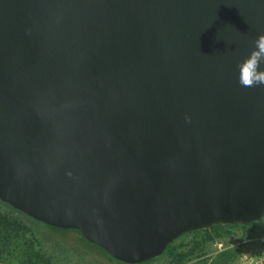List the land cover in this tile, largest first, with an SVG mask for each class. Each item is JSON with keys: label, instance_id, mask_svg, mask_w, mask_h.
<instances>
[{"label": "water", "instance_id": "1", "mask_svg": "<svg viewBox=\"0 0 264 264\" xmlns=\"http://www.w3.org/2000/svg\"><path fill=\"white\" fill-rule=\"evenodd\" d=\"M261 34L264 0H0V201L125 264L262 220Z\"/></svg>", "mask_w": 264, "mask_h": 264}, {"label": "rangeland", "instance_id": "2", "mask_svg": "<svg viewBox=\"0 0 264 264\" xmlns=\"http://www.w3.org/2000/svg\"><path fill=\"white\" fill-rule=\"evenodd\" d=\"M29 226L42 239L36 241L28 232H11L5 241L0 242V264H47L44 258L46 254L51 255L53 260L58 258V252L51 243L62 248L73 262L80 260L83 264H122L111 260L107 253L88 243L76 231L51 230L35 222ZM263 234L264 218L252 225L238 227L232 235L214 238L207 244L199 243V239L192 236L180 239L177 244L183 242L185 247L179 252V264H259ZM176 262L173 256H160L161 264Z\"/></svg>", "mask_w": 264, "mask_h": 264}, {"label": "trees", "instance_id": "3", "mask_svg": "<svg viewBox=\"0 0 264 264\" xmlns=\"http://www.w3.org/2000/svg\"><path fill=\"white\" fill-rule=\"evenodd\" d=\"M31 222H35L38 225H42V226L47 227L51 230H57L58 229V228H53V227L47 226V225L40 223L38 221H35L32 218L21 213L20 211L12 208L10 205L0 201V242L2 240L5 241L11 232L12 233L13 232L14 233L28 232V233H31L33 237H35L36 241H38L39 239L41 240L42 239L40 237L41 235L37 234L35 231L33 232L32 229L30 228L29 225H31ZM254 223H256V222H254ZM252 224L253 223H251L250 225H252ZM238 227L243 228L244 226H240V225H237V226L218 225V226H213L208 230L195 231V232L183 235V236L179 237L178 239L174 240L173 242H171L166 247V250L164 251L163 254L167 255L169 257L173 256L175 259H177L176 264H179L180 263V260H178L179 252L181 249H183L185 247V243H183V242L177 244V242L180 239L184 240V238L192 236V237L198 238L199 243L203 242V243L207 244L208 242L212 241V239H214V238H220L223 236L232 235L233 230L238 228ZM58 230L64 231V232L76 231V230H70V229H58ZM76 232H78V231H76ZM81 237L84 240H86L88 243L96 246L95 244L89 242L82 235H81ZM49 242H51V241H49ZM37 244H38V242H37ZM51 244L54 245V248L58 252V258L56 260H53L51 255L45 253L46 256H48L47 261H46V256H44L45 262H47V264H83L82 262H80V260L73 262L71 260V258L70 259L67 258V254H65V252L62 248H60L59 246H56V244H54V243H51ZM97 248H99V247H97ZM64 256H66V258ZM61 257H63L62 260H60ZM108 257L113 261H117V260L113 259L110 255H108ZM117 262H120V261H117ZM122 264H125V263H122ZM141 264H161L160 263V256L155 258V259L141 263Z\"/></svg>", "mask_w": 264, "mask_h": 264}, {"label": "clouds", "instance_id": "4", "mask_svg": "<svg viewBox=\"0 0 264 264\" xmlns=\"http://www.w3.org/2000/svg\"><path fill=\"white\" fill-rule=\"evenodd\" d=\"M264 34L254 41V49L249 56L238 65V83L243 88L264 86Z\"/></svg>", "mask_w": 264, "mask_h": 264}, {"label": "built area", "instance_id": "5", "mask_svg": "<svg viewBox=\"0 0 264 264\" xmlns=\"http://www.w3.org/2000/svg\"><path fill=\"white\" fill-rule=\"evenodd\" d=\"M261 239H262L263 244H262V250H260L262 251V255L260 256L259 264H264V234Z\"/></svg>", "mask_w": 264, "mask_h": 264}]
</instances>
